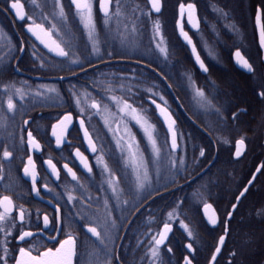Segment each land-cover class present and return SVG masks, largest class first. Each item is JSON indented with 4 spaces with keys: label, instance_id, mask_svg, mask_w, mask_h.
<instances>
[{
    "label": "flooded vegetation",
    "instance_id": "af4514ba",
    "mask_svg": "<svg viewBox=\"0 0 264 264\" xmlns=\"http://www.w3.org/2000/svg\"><path fill=\"white\" fill-rule=\"evenodd\" d=\"M145 2L146 0H121L122 4L129 6L126 10L129 14V20L126 21L122 18L120 21L122 31L125 23H129V28H131L132 6L140 4L141 8H144ZM21 3L24 4L26 12L39 18L40 9L35 8L31 0H21ZM38 3L51 18L55 11L54 0H38ZM63 3L65 10L68 12V27L62 29V31L68 32L70 30V35L75 37L73 43L84 50L85 45L88 43L85 30L78 19L73 16L69 7V0H63ZM180 3H195L197 6V15L200 19L199 30L188 24L187 13L183 18V25L184 30L193 39L200 56L208 67L209 71L207 73L198 68L189 46L179 34L177 22L180 19ZM252 3L256 7L260 0H167L166 2L163 0L162 12L160 14L154 13L152 19L141 17L137 24L138 31L129 37L132 44L123 47L120 41L115 38V21L110 22L112 31L105 29L97 0L95 17L97 29L100 32L101 54L105 51H112L113 56L104 55L103 61L97 59L95 55L90 56L89 60L95 67H88L87 73L79 72V69H76L78 75L72 76L69 72L60 71L55 62L51 65L46 64L44 68L39 66L38 57L48 59L52 54L48 53L47 49L26 31L24 27L26 21L17 20L14 13L7 11L5 4L0 0V33L3 34V38H0V57L7 56L10 58L15 56V59L0 64V115H4L6 108L3 87L5 84L12 82L17 87H24L30 91H35L41 85L54 86L59 91V97L55 103L60 105L59 107L48 106L52 105V102L48 101L45 106H42L38 99L34 100L31 96H28L23 102V113L18 110L15 119L9 121L7 131L0 130V153H2L5 144L10 150H13L12 145L14 142L18 145L14 149L11 164L5 165L6 179L0 181V195L13 196L16 205L22 204L32 213V230L34 232H41L42 215L44 213H47L50 218L54 214V207L43 200H49L54 205L59 203L65 216L71 210L73 215L82 212L90 218L103 217L105 214L103 199L106 193L101 191L100 188L101 185L105 188L107 185L104 184L106 177L102 174L101 166L97 164L96 157L103 153L105 162L108 163L110 169L116 170L117 176L123 175L125 171L130 172L131 169L126 168V162L121 157V151L116 149L115 139L104 126L101 115L93 114L91 120L86 121V125L89 127L98 148L95 155L88 151L86 142L83 141V134L79 130V108L71 98L68 90L72 85L79 88L87 83L92 97L100 100L102 95L105 96L104 103H109L112 112H116L115 105H112L106 99L108 94L101 92L99 88L93 89L90 86L94 79L103 81L104 76L101 74H107L116 86L114 93L111 94L124 96L125 98L134 94L136 103L139 104L143 101L149 103L146 89L151 87L155 92V77L158 75L156 67H165L166 77L164 80L168 89L165 100L177 121L175 128L181 146L178 155L185 158L187 170L182 171L176 177L175 185L170 186L167 190L161 189L160 195L147 200L138 212L133 210L130 205L124 211L117 210L115 215L127 218L119 221L123 227L120 228L119 233H114V235H118L123 239H116L115 245H109V247H115L118 250L122 264H152L151 258L147 255L148 239L144 233L147 232L148 226L155 233L160 226V221L167 219V212L183 200L185 203L182 205L180 218L183 219L186 216V223L197 235L194 244L197 249L194 264H208L211 252L214 250L219 236L223 234V225H217L215 228L207 225L206 220L203 219L202 204L193 199L192 193L194 191L189 192L190 181L198 177L194 181L196 189H200L201 185L206 184L208 186L205 199L213 204L221 220H224L226 219V212L231 211V205L237 203L235 197L247 185L257 167L261 163L264 164V159H261L260 154L264 150V102H261L257 96L260 91L258 84L264 79V52L259 47L258 28L255 23V16L252 15L254 13L253 7L250 16H242L240 12H243V9L240 8V11L236 9L238 5H251ZM114 8L115 0H113ZM221 9L228 13L227 17L222 14ZM136 15L139 16V12ZM156 19H159L162 25L164 42L169 49L167 60L155 50V42L152 40V24ZM233 26L238 31H234ZM125 35H128V33H125ZM54 38L60 39L59 37ZM68 38V35L64 36L65 40ZM21 44L25 49L23 52L17 50ZM33 44L36 45L35 49L32 47ZM237 48L253 64L255 75L238 68L234 58ZM88 50H90V46ZM34 51L37 53V58L33 57ZM17 67L19 71L15 70ZM190 67H192V70ZM141 72L142 77L138 78ZM60 77H64V79H60ZM189 77H191V81H189ZM136 80L143 85L141 86L143 93L136 92L135 89H138L139 85ZM121 83L130 87L132 93H128L126 90L121 92L119 88ZM197 87L204 89L209 98L215 97L214 103L222 107L225 117H230L231 112L235 111L240 114L239 120L232 121L229 118L221 121L212 113L198 110L194 101ZM90 102L89 99L87 103ZM17 103L19 105L20 102L17 100ZM68 111H71L74 116V123L69 136L71 146L66 144L61 150L55 147L54 141L51 139L50 125L55 123L60 115ZM149 116L154 123H157L156 120L158 119L163 127L157 128L156 132L158 143H160L165 137L166 129L158 118L156 110L154 113L149 111ZM23 119L29 120L33 134L37 136L42 144V150L32 154L37 164L38 187L41 188L42 198L31 193L30 178L23 177L22 167L27 158V149L26 145H19L18 141L19 129L25 127L22 124ZM109 119L112 126L115 127V122L111 117ZM132 124V130L140 141V147L144 150L145 156H148L144 136L134 122ZM121 131H123V126H121ZM8 133H13L14 137L9 138ZM241 136L246 137V152L241 158H236L234 155V141ZM225 140L228 143H225ZM75 147H79L88 156L89 163L93 166L91 176L79 166V163L72 156ZM201 147L205 149V156L199 158V167L204 169L199 172L197 177L189 178V168L194 164L193 157H199ZM221 150L224 153L222 156H220ZM231 152L234 159L246 160V166L249 169L248 174L250 173L249 177H246L241 183L239 190L237 189L239 184L237 185L235 180H230L234 171L232 161L229 159ZM48 158H52L61 170L60 180L58 181L51 176L47 166L43 163ZM253 161L256 165L251 171ZM66 162L77 172L80 182L84 185L83 189L77 187L74 192L75 195L81 198L75 207L66 203L67 197L64 195L65 186H75V182L71 181V178L63 170V164ZM8 169H11L10 173ZM243 169L240 172V179L244 178V174L248 175L246 168ZM262 172H264V169ZM164 182L166 181L161 183ZM262 182L264 183V174L260 173L248 193L238 203L237 210L228 223L229 234L221 254L222 256L229 244V250L225 254L226 259L232 257V252H236L234 248L240 243L239 238L241 235L243 236V233H245L244 236H247L251 230L260 231L262 227L263 214L260 202L263 196L260 192ZM44 183H47L53 191H45L42 187ZM121 186L123 185L117 187ZM253 188L254 191L251 192ZM232 189L234 190L231 193L230 190ZM88 196L92 197L91 202L87 201ZM127 198V196L122 197V199ZM251 198L255 199L253 207L250 204ZM89 203L90 207L88 206ZM37 209L41 214L39 228L36 226ZM83 224L84 221H79L70 229L71 234L76 238L77 264H88L89 261L94 259L89 253L93 251L95 238L87 233ZM50 236H56V240L49 239ZM65 238L64 234L57 235L50 225L48 229L42 231V234H38L37 238L32 240L30 244L15 242L16 245L25 247L34 245L36 249L43 251L46 247L58 246L57 241ZM138 241H144V243L139 244ZM169 241L173 253L167 254L165 250V259H170L171 264H182L183 256L188 254L185 244L189 240L187 234L176 221L173 222V232L169 236ZM263 250L261 242L255 244L251 249L254 264H264L261 260ZM33 254L35 255L36 252L34 251ZM221 256L217 260V264ZM10 264H13L11 260Z\"/></svg>",
    "mask_w": 264,
    "mask_h": 264
},
{
    "label": "snow or ice",
    "instance_id": "6c2138e0",
    "mask_svg": "<svg viewBox=\"0 0 264 264\" xmlns=\"http://www.w3.org/2000/svg\"><path fill=\"white\" fill-rule=\"evenodd\" d=\"M2 2L5 4L7 11L14 13L17 20L26 21L24 25L26 31L39 44L43 45L48 53L52 54L48 59L38 57L41 68H44L46 64L51 65L55 62L59 66L60 71H66L72 76H77L76 69H79V72L87 73L88 67H95L89 60L90 56L95 55L101 61H103L104 55L108 57L113 56L112 51H105V53L101 54L100 32L97 29L95 17L97 0H69V7L72 10L73 16L82 24L86 33L88 43L85 45L84 50H81L78 45L73 43L75 37L74 35H70V30L68 32L62 31V29L68 27V12L65 10L63 0H54L55 11L51 15V18L49 14L44 12L38 0H31V3L35 8L40 9L39 18L26 12L21 0H2ZM128 7V5L122 4L121 0H115V8L113 9V0H98V9L102 14L105 29L112 31L110 22L115 21V38L120 41L123 47H128L132 44L129 37L138 31L137 24L141 17L152 19L154 13L160 14L162 12L163 0H146L144 8H141L140 4L132 6L131 28H129V23H125L122 31L120 21L122 18L126 21L129 20V14L126 11ZM220 11L225 17L228 16V13L224 12L223 9ZM137 12H139V16L136 15ZM185 13H187L188 24L192 28L199 30L200 19L197 16L196 4L180 3V20L177 22V27L179 28L180 36L191 47L192 54L195 57V62L199 66V69L207 73L209 71L208 67L197 52L192 38L184 30L183 18ZM254 16L256 27L259 29V47L264 50V23H262V19H264V0H260V3L255 7ZM161 28L162 25L159 19L154 20L152 24V40L155 42V50L167 60L169 58V49L164 42V35ZM233 30L238 31L234 26ZM125 33H128V35H125ZM66 35L69 38L65 40L64 36ZM54 37H59L60 39ZM0 38H3L2 33H0ZM89 46L90 50H88ZM32 47L35 49L36 45L33 44ZM17 50L23 52L25 50L23 44ZM33 57L37 58L36 51L33 52ZM234 58L240 67L255 75L253 64L245 58L239 48L236 49ZM10 59H15V56L10 58L7 56L0 57V64H4L6 61H10ZM15 70L19 71V68L17 67ZM101 75L104 76V80L94 79L90 86L93 89L99 88L101 92L108 94L106 99L112 105H115L116 112H112L109 103H104L105 96L102 95L100 100L92 97L87 83L81 85L79 88L76 85H72L68 91L71 98L75 101L76 106L79 108V130L83 134V141L86 142L88 151L94 155L97 154V143L93 139V135L86 125V121L91 120L93 114L101 115L104 126L109 133H112L115 139L116 149L121 151V157L126 162V168H130L131 171H125L123 175L117 176L116 170L110 169L108 163L105 162L104 154L101 153L98 155L96 157L97 164L101 166L102 174L106 177L104 184L107 185L106 188L103 185L100 188L101 191L106 193L103 199L104 216L90 218L86 213L82 212H77L73 215L71 210L65 216L62 213L61 205L59 203L55 204L54 214L51 218L47 213L42 215V228L40 231L42 232L48 229L51 225L57 235L64 234L66 238L57 241L58 246L46 247L43 251L36 249L34 245L28 247L17 245V248L11 247L13 241H18L21 244H30L32 240L37 238L38 233L32 230V213L22 204L16 205L13 196L0 195V264H10V260L13 264H77L76 238L71 234L70 229L79 221H84L83 227L87 233L91 234V237L95 238L93 251L89 253L94 259L89 261L88 264H122L118 250L115 247H109V245L114 246L116 239H123L118 235H114V233H119L120 228L123 227L119 221L121 219L126 220L127 218L117 216L115 212L117 210L124 211L129 205L133 210L138 212L147 200L154 199L156 195H160L161 189L167 190L170 186L175 185L176 177L182 171L187 170L185 158L178 155L181 146L178 142L179 137L175 128L177 121L167 106V101L164 96H159L163 104L157 103V100L153 98L157 94L153 92L151 87L146 89L148 93L152 94L149 97L151 104L155 105V110L162 117L163 124L166 126L165 137L162 142L158 143L156 125L150 121L142 104L136 106L134 94L128 98L111 94L114 93L116 86L108 78L107 74L102 73ZM60 79H64V77H60ZM189 81H191V77H189ZM258 87L260 91L257 93V96L261 102H264V79L261 80ZM119 88L121 92L126 90L128 93H132V89L123 83L119 85ZM3 93L6 97L4 115H0V130L3 131H7L9 121L15 119V114L18 110L23 113V102L28 96H31L34 100L38 99L42 106H45L48 101L52 102V105L48 106H60L55 103L59 97V91L54 86L41 85L35 91H30L24 87H17L12 82L4 85ZM89 99L91 102L87 103ZM17 100L20 102L19 105ZM130 100L132 102H129ZM214 100L215 97L209 98V95H206L204 89L199 87L195 89L194 101L198 110L205 113H212L221 121L229 118L232 121L239 120L240 114L235 111L231 112L230 117H225L222 107L217 106ZM110 117L115 122V127L110 123ZM131 122H134L143 134L149 153L148 156H145L144 150L141 149L140 141L137 139L136 133L132 130ZM73 123L74 116L71 111H68L60 115L56 119V122L50 125L51 139L54 141L57 149L62 150V147L66 144L71 146L69 136ZM22 124L25 127L19 129L18 141L19 145H26L27 149V158L23 162L22 167L23 177L30 178L31 193H34L37 197H41V188L38 187L37 180V164L32 154L40 152L42 150V144L37 136L33 134L29 120L23 119ZM121 126H123V131H121ZM8 137L13 138L14 134L8 133ZM224 142L228 143L227 140ZM17 146L15 142L12 145L13 150H10L7 144L3 146L2 153H0V181L6 179L5 165L11 164L14 157V149ZM234 147V155L236 158L244 155L247 147L246 137L241 136L235 139ZM72 156L79 163V166L91 176L93 166L89 163L88 156L79 147H75ZM204 156L205 149L201 147L199 149V157L194 156L193 163L199 166V158ZM43 163L47 166V170L51 176L55 177L57 181L60 180L61 170L53 162V159L48 158ZM262 169H264V164L260 165L256 169V172L264 174ZM63 170L71 178V181L75 182V186H65L64 190V195L67 197L66 203L75 207L81 198L75 195L74 192L77 187L83 189L84 185L80 182L77 172L73 170V167L69 166V163L66 162L63 164ZM10 171L11 169H8L9 173ZM255 179L256 176L253 175L252 179L248 181V185H252ZM162 181L166 182L161 183ZM118 185L123 186L117 187ZM42 187L45 191H53L47 183H44ZM248 191L249 188L246 186L239 192V195L235 197L237 203L231 205V211L226 212V219L224 220H221L213 204L207 202L205 199V195L208 193V186L206 184L201 185L200 189L192 193L193 199L202 204L203 219L206 220L207 225L212 228H215L217 225H223V234L219 236L218 242L211 252L208 264H217V256L221 253V248L224 246L226 237L229 234L228 223L233 217V213L237 210V205L241 198ZM124 196L128 198L122 199ZM87 201L91 202L92 197L88 196ZM49 202L51 203V201ZM184 203L185 201L183 200L179 201L172 210L167 212V219L160 221V226L155 233L152 232L150 226L147 227V232L144 235L148 239L147 255L151 258L152 264H171L170 259H165V250L167 254L173 253L169 235L173 232L174 221L179 223L189 240L185 244L188 254L183 256L182 264H194L195 254L197 252L194 244L197 235L190 225L186 223L187 217L180 218L182 215L181 208ZM88 206H91L90 203ZM40 220L41 214L39 209H37L36 226L38 228ZM49 239L56 240V236H50ZM138 243L143 244L144 241H138ZM34 251L36 252L35 255L33 254ZM101 255L103 257L102 259ZM231 255L235 257L236 253L232 252Z\"/></svg>",
    "mask_w": 264,
    "mask_h": 264
},
{
    "label": "trees",
    "instance_id": "16d2710c",
    "mask_svg": "<svg viewBox=\"0 0 264 264\" xmlns=\"http://www.w3.org/2000/svg\"><path fill=\"white\" fill-rule=\"evenodd\" d=\"M165 2L167 0H164ZM253 7V12L255 10V6H253V3L251 5L249 4H246V5H243V6H237L236 9L240 11V8L243 9V12L240 14L242 16H250V12H251V9ZM254 16V13L252 14ZM191 70H192V67H190ZM195 68V67H193ZM156 71L158 72V75L155 77V93L157 94L155 98L158 102H160L161 104L163 103L162 101H160L159 99V96L160 95H163L164 98H166L167 94H168V89H167V86H166V83H165V77H166V69L165 67H156ZM142 72L139 74L138 78H141L142 76ZM138 82V89H135L136 92H141L143 93L144 91L142 90L141 86H143L142 84L139 83L138 80H136ZM152 94H149V93H146V96H151ZM140 104H142L143 106V109H147L149 111H151L152 113L155 112L154 108L152 107V105L150 103H148L147 101H143L142 103H136V106H139ZM157 124L162 127V125L159 123L158 119L156 120ZM223 151L221 150L220 151V156H222ZM261 154V159L263 160L264 159V150L260 152ZM197 157V156H195ZM229 159H231V163L233 164L232 166H234V171H233V174L231 175V181L232 180H235L237 182V189L240 187L241 183L244 181V179L246 177H249L250 173L248 174L249 172V169H248V166H246V160L245 159H234L233 158V155H232V152L230 153L229 155ZM256 165V163H254L253 161V164H252V167H251V171L252 169H254V166ZM246 168L247 170V174L248 175H245L244 174V178L243 179H240V172L242 170H244L243 168ZM204 169V168H201L197 165H194L192 164V166H190L189 168V172H190V177L189 178H192V177H197V175L199 174V172ZM243 177V176H242ZM198 178V177H197ZM197 178H193L192 181H190V186H189V192L191 191H196L197 189L195 188V180ZM234 189L230 190V192L232 193ZM239 190V189H238ZM237 190V191H238ZM254 191V188L251 190V192ZM260 192L262 193V200L260 201L261 204H262V214H263V221H262V227L260 229V231H257V230H251L250 232H248V235L244 236L245 233H243V236L241 235L240 238H239V241L240 243L238 244L237 247H235L234 249H236V256L235 257H231L226 259L225 258V254L228 252L229 250V244L228 246L226 247L223 255L221 256L218 264H254V257L253 255L251 256L252 252H251V249L254 247L255 244L261 242V246L262 248H264V183L262 182V188L260 189ZM250 204H251V207L254 206L255 204V199L254 198H251V201H250ZM254 218V217H253ZM256 240V241H255ZM11 247L12 248H17V245H16V242L13 241L11 243ZM11 255V253H10ZM261 260H263L264 262V250H263V254L261 255Z\"/></svg>",
    "mask_w": 264,
    "mask_h": 264
},
{
    "label": "water",
    "instance_id": "95a60500",
    "mask_svg": "<svg viewBox=\"0 0 264 264\" xmlns=\"http://www.w3.org/2000/svg\"><path fill=\"white\" fill-rule=\"evenodd\" d=\"M163 9V8H162ZM198 16V15H197ZM180 20V19H179ZM262 23H263V19H262ZM180 34V33H179ZM189 34V33H188ZM258 34H259V29H258ZM190 36V35H189ZM191 37V36H190ZM182 39H183V37H181ZM193 40V39H192ZM183 41H184V39H183ZM185 42V41H184ZM186 43V42H185ZM193 43H194V41H193ZM187 44V43H186ZM195 44V43H194ZM189 46V45H188ZM189 48H190V50H191V47L189 46ZM197 48V47H196ZM197 52H198V50H197ZM263 52H264V50H263ZM191 53H192V51H191ZM199 53V52H198ZM193 55V54H192ZM200 55V54H199ZM194 57V56H193ZM201 57V56H200ZM194 59H195V57H194ZM201 59H202V57H201ZM203 60V59H202ZM205 63V62H204ZM235 63H236V61H235ZM236 65L238 66V68H241V69H243L242 67H240L237 63H236ZM198 68H199V66H198ZM243 70H245V69H243ZM203 72V71H202ZM205 73V72H204ZM149 101V103L151 104V101H150V99L148 100ZM157 103H159V102H157ZM152 105V104H151ZM154 108H155V105H152ZM157 112V111H156ZM157 116H158V118L161 120V122L163 123V119H162V117H160L159 116V114H158V112H157ZM164 125V124H163ZM164 127H165V129H166V126L164 125ZM176 127V126H175ZM246 152V151H245ZM242 156H244V155H242ZM241 156V157H242ZM240 157V158H241ZM263 163H261L260 165H262ZM260 165L258 166V167H260ZM257 167V168H258ZM263 170V169H262ZM259 174L260 173H258V172H256V170H255V172H254V174L253 175H255L256 176V179H257V177L259 176ZM253 175H252V177H253ZM252 177H251V179H252ZM250 179V180H251ZM256 179L253 181V184L255 183V181H256ZM253 184L252 185H248V183H247V187L249 188V190H250V188L253 186ZM245 186V187H246ZM248 193V192H247ZM246 193V194H247ZM245 194V195H246ZM245 197V196H244ZM243 199V197L241 198V200ZM240 200V201H241ZM44 202H46L47 204H49V205H51V206H55L52 202L50 203L49 202V200H43ZM38 234H42V232H37ZM171 235V234H170ZM169 235V236H170ZM228 237V236H227ZM227 237H226V240H225V244H224V246H222V248H221V253L217 256V260L219 259V257L221 256V254H222V252H223V249H224V247H225V245H226V241H227ZM20 243V242H19Z\"/></svg>",
    "mask_w": 264,
    "mask_h": 264
},
{
    "label": "rangeland",
    "instance_id": "374dc122",
    "mask_svg": "<svg viewBox=\"0 0 264 264\" xmlns=\"http://www.w3.org/2000/svg\"><path fill=\"white\" fill-rule=\"evenodd\" d=\"M218 11V10H217ZM145 110V109H144ZM146 113H147V115H148V117H149V119H150V116H149V111L146 109ZM150 121L151 122H153L151 119H150ZM154 123V122H153ZM155 125H156V128H161V126L160 125H158L157 123H154ZM131 127L133 128V124H132V122H131Z\"/></svg>",
    "mask_w": 264,
    "mask_h": 264
}]
</instances>
